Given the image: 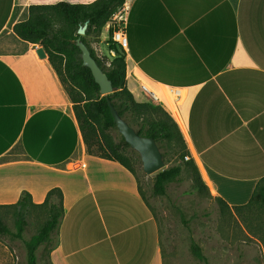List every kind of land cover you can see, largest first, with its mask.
<instances>
[{"label":"crops","instance_id":"0c3cea01","mask_svg":"<svg viewBox=\"0 0 264 264\" xmlns=\"http://www.w3.org/2000/svg\"><path fill=\"white\" fill-rule=\"evenodd\" d=\"M94 1L0 0V206L23 193L38 205L60 189L51 264H160L157 225L134 177L87 154L68 96L35 53L41 46L13 32L31 6ZM124 5L127 88L171 116L211 196L246 204L264 178V0Z\"/></svg>","mask_w":264,"mask_h":264},{"label":"trees","instance_id":"16d2710c","mask_svg":"<svg viewBox=\"0 0 264 264\" xmlns=\"http://www.w3.org/2000/svg\"><path fill=\"white\" fill-rule=\"evenodd\" d=\"M125 0H96L90 4L57 3L50 6H31L26 21L14 25L16 37L31 45L43 48L47 60L72 104L83 144L88 155L114 162L126 169L137 182L134 168L135 158L124 139L117 133L109 111V105L135 132L142 137L152 138L164 164L167 157L179 164L156 173L153 194L164 196L166 187L181 180L184 171L192 178V189L214 200L219 211H252L254 207L264 209V178L260 179L249 199L241 206H229L221 198L211 196L200 178L198 170L190 158L186 144L171 116L160 106L152 103H138L126 88L125 52H118L110 39L109 51L116 57L106 64L88 45L84 36H99L112 15L124 4ZM87 23L81 41L89 49L91 56L111 81L113 92L100 96L99 87L94 82L89 69L81 64L80 51L75 45L77 30ZM185 157L188 160L185 161ZM138 189V188H137ZM139 193V191H138ZM140 195V193H139ZM147 204V200L142 197ZM149 207V206H148ZM36 211L42 218L37 232L24 243L27 264H36V251L43 246L49 253L57 245V231L63 216L62 193L59 188L49 190L41 204H34L28 193H23L14 205L0 206V237L10 236L21 239L28 225V218ZM11 218L14 232L7 226ZM192 255L205 263L200 248L192 243Z\"/></svg>","mask_w":264,"mask_h":264},{"label":"rangeland","instance_id":"374dc122","mask_svg":"<svg viewBox=\"0 0 264 264\" xmlns=\"http://www.w3.org/2000/svg\"><path fill=\"white\" fill-rule=\"evenodd\" d=\"M116 14L117 11L99 36H84L91 49L106 64L116 57L115 51H109L107 30ZM114 47L118 52L122 50ZM133 99L138 103L160 105L146 97L143 90L140 98L133 96ZM133 152L136 185L140 195L147 200L158 229L160 264H264V209L256 206L250 212L222 213L214 200L192 189V178L188 171L182 173L179 182L166 187L164 196H156L153 194L156 174H144L139 156ZM177 164V160L167 157L163 169ZM42 220L33 211L21 239L0 237V264H27L24 243L37 232ZM6 223L13 233L11 218ZM192 243L200 248L205 263L192 255ZM35 254L36 264H49L48 252L43 246Z\"/></svg>","mask_w":264,"mask_h":264},{"label":"water","instance_id":"95a60500","mask_svg":"<svg viewBox=\"0 0 264 264\" xmlns=\"http://www.w3.org/2000/svg\"><path fill=\"white\" fill-rule=\"evenodd\" d=\"M86 28L87 23L78 28V38L75 41V45L80 51L82 66L89 69L94 82L99 87L100 96H107L113 92L111 81L100 69L91 56L89 49L81 41V37L85 35ZM35 53L39 59H45L46 57L42 47L36 48ZM108 105L117 133L124 139L125 143L129 145L130 149L138 154L143 173L152 175L162 171L164 163L155 141L152 138L139 136L135 130L117 114L116 110L109 102Z\"/></svg>","mask_w":264,"mask_h":264},{"label":"built area","instance_id":"2783aa9c","mask_svg":"<svg viewBox=\"0 0 264 264\" xmlns=\"http://www.w3.org/2000/svg\"><path fill=\"white\" fill-rule=\"evenodd\" d=\"M126 21H127V7L123 4L122 7H120L117 10V14L115 15L114 21L112 25L109 27L108 35L110 31V39L111 41L120 49L126 50L127 48V40H126ZM185 161L188 160V157H185Z\"/></svg>","mask_w":264,"mask_h":264},{"label":"bare ground","instance_id":"6f19581e","mask_svg":"<svg viewBox=\"0 0 264 264\" xmlns=\"http://www.w3.org/2000/svg\"><path fill=\"white\" fill-rule=\"evenodd\" d=\"M177 93V92H176ZM156 98H159V96H156ZM166 102V101H165ZM200 165V164H199ZM201 172H202V174H203V171H202V168H201ZM204 175V174H203Z\"/></svg>","mask_w":264,"mask_h":264}]
</instances>
